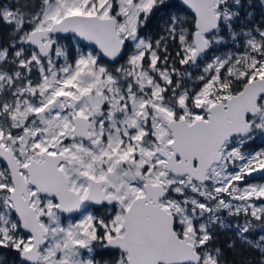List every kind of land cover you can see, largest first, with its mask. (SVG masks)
<instances>
[{
  "label": "snow or ice",
  "instance_id": "6c2138e0",
  "mask_svg": "<svg viewBox=\"0 0 264 264\" xmlns=\"http://www.w3.org/2000/svg\"><path fill=\"white\" fill-rule=\"evenodd\" d=\"M0 264H264V0H0Z\"/></svg>",
  "mask_w": 264,
  "mask_h": 264
}]
</instances>
